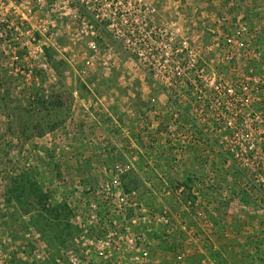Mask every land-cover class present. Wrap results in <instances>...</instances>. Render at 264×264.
I'll use <instances>...</instances> for the list:
<instances>
[{"label": "rangeland", "instance_id": "1", "mask_svg": "<svg viewBox=\"0 0 264 264\" xmlns=\"http://www.w3.org/2000/svg\"><path fill=\"white\" fill-rule=\"evenodd\" d=\"M262 134L264 0H56L0 30V264H264Z\"/></svg>", "mask_w": 264, "mask_h": 264}, {"label": "built area", "instance_id": "2", "mask_svg": "<svg viewBox=\"0 0 264 264\" xmlns=\"http://www.w3.org/2000/svg\"><path fill=\"white\" fill-rule=\"evenodd\" d=\"M46 29H56V0H0V30L28 31ZM229 42H232L231 38ZM248 83L250 84V81ZM210 84L213 85L211 89L212 95L208 92L210 90L206 86L205 88L214 105L218 108V118L216 119L220 121L223 117L225 124L232 130L236 126L238 119L236 108L238 109L240 105L246 104V97H238L234 88L225 86L223 83L211 81ZM196 89H199V87ZM203 91L201 90V92ZM249 111L248 115L250 117L256 116V112ZM221 115L222 117H220ZM262 137L264 139L263 134ZM232 151L238 157H263L262 152L259 153L254 141H250L248 149ZM147 256V250L141 251V254L133 258L134 264H147V259H149Z\"/></svg>", "mask_w": 264, "mask_h": 264}]
</instances>
